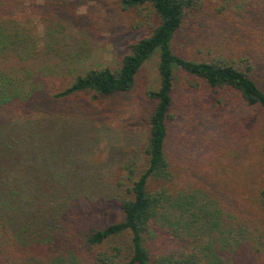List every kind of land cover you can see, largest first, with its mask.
<instances>
[{
    "label": "rangeland",
    "instance_id": "obj_1",
    "mask_svg": "<svg viewBox=\"0 0 264 264\" xmlns=\"http://www.w3.org/2000/svg\"><path fill=\"white\" fill-rule=\"evenodd\" d=\"M262 1L226 0L220 3L222 6L209 2L204 11L186 21L173 40V52L195 62L212 60L217 54L237 63L245 57V52L264 44V10H258V2ZM120 3L121 0H4L2 24L19 32L21 40L34 45L29 58L52 45L50 51L45 49L49 54L43 59L49 62V67L57 64L52 69L61 89L68 73L79 66L115 68L127 44L150 33L156 23L150 10L125 11ZM70 60L74 61L70 63ZM158 63L156 53L141 66L130 91L90 106L76 117L66 118L61 126L54 125L50 128L49 141L37 131L39 126L46 129L45 118L35 114L32 119L37 129L34 128L29 152L34 155L12 154L3 149L0 161L7 165L0 168L2 179L8 180V169L10 174L17 172L24 194L20 204L34 203L36 214H27L20 223V213H16L19 205H15L9 219L11 229H7L0 245V264H55L48 252L37 248L34 243L37 238H32L28 231L21 233V229L29 224L48 235L56 234L63 223L62 217L60 220L57 216L63 211L65 196L60 190L64 185H78L87 195L91 194L88 201L96 203V207L90 204L72 208V211L92 213L87 221L89 226L105 228L121 220L115 204L102 209L98 204L115 191L112 179L124 158H133L138 174L146 166L148 122L154 106L146 94L158 87ZM29 64L31 67L25 65L22 73L21 69L16 70L17 77L32 74L27 90L35 83L36 65ZM6 70L8 75L12 68ZM194 92L176 99L175 118L169 123L167 151L174 174L171 189L176 196L193 198L190 212L196 211L202 222L218 215L220 218L216 229L202 228L200 232L196 226L179 236L192 241L189 248L194 250L219 248L223 255L217 256L231 264L230 258L244 240L243 232L234 224L236 208L251 205L264 180V119L256 110L240 107L233 98L223 99L219 106H214L203 87ZM42 106L44 103L38 110ZM61 109L67 110L66 106ZM58 132H63V137H53ZM68 132L73 135L70 137ZM57 141L60 147L56 150ZM32 164L36 165L34 171L22 170ZM159 186L152 183L150 190ZM3 211L4 207L0 206V214ZM176 212L185 217L181 208ZM174 217L171 215V222L161 219L156 223V233L147 236L152 261L163 251L162 245L156 246V242L162 241L159 234L165 235L171 223L176 228ZM228 221L233 228H225Z\"/></svg>",
    "mask_w": 264,
    "mask_h": 264
},
{
    "label": "trees",
    "instance_id": "obj_2",
    "mask_svg": "<svg viewBox=\"0 0 264 264\" xmlns=\"http://www.w3.org/2000/svg\"><path fill=\"white\" fill-rule=\"evenodd\" d=\"M211 1L222 6L220 3L226 0H121L122 10H150L156 18L150 33L128 43L115 68L81 69L79 66L68 73L65 85L60 89L52 69L57 64L49 67V62L43 59L52 45L45 47L47 52L41 49L38 56L29 58L35 47L30 41L21 40L19 32L2 24L4 0H0V154L5 149L12 154L25 152L26 155H34L29 152L33 146L34 128L37 129L32 119L35 114L45 118L46 129L39 126L37 131L49 141L50 128L54 125L61 126L66 118L76 117L77 113L90 106L130 91L141 66L154 54L159 55V84L157 89L146 94L147 100L154 104L148 122L146 166L138 174L133 158H124L112 179L115 191L98 204L100 209L115 204L121 220L105 228L89 226L87 221L92 213H80L79 209L72 211V208L90 204L96 207V203L88 201L91 194L87 195V191L78 185H64L60 190L65 196L63 211L57 216L60 220L62 217L63 223L56 234L48 235L43 229L35 230L29 224L21 229V233L28 231L32 233V238H37L34 240L37 248L48 252L50 259H55V264H227L224 258L217 256L219 253L223 255L219 248L194 250L189 248L192 241L179 236L182 231H191L196 226L201 229L200 232L202 228L205 231L216 229L220 216L202 222V218L195 215L196 211L190 212L193 198L173 193L174 174L167 151L169 123L175 118L176 99L186 92L195 93L201 87L209 93L214 106H219L223 99L228 101L233 98L240 107L256 110L264 119V44L245 52V57L237 63L217 54L212 60L195 62L172 50L173 40L186 21L199 15ZM263 1L258 2V10H264ZM73 61L70 60V63ZM29 63L36 65L33 68L35 83L27 90L25 87L32 80V74L17 77L16 70L21 69L22 73L25 65L31 67ZM7 68H12L8 75L5 73ZM41 103L44 106L38 110ZM65 106L67 110L62 112L61 107ZM63 132L53 137L59 139L63 137ZM68 135L71 137L73 132H68ZM20 144L23 146L20 147ZM59 147V141L55 142L54 148ZM20 149L23 150L18 151ZM30 158L34 160L32 156ZM6 165V162L0 161V168ZM28 166L30 168L22 167V170L34 171L36 168L35 164ZM16 173L10 174L8 169V180L2 179L0 174V206L4 207L0 214V245L8 233L7 229H11L9 219L15 205H19L16 213H20V223L27 214H36L34 203L20 204L24 194ZM152 183H159L160 186L150 190ZM251 202V205L242 204L236 208L234 224L243 232L244 240L239 251H235L230 258L231 264H264V180ZM180 208L186 213L185 217L176 212ZM171 215L176 218V228L171 223L164 231L165 235L163 232L159 234L162 241L156 242V246L162 245L163 251L152 261L147 249V236L156 233V223L161 219L171 222ZM225 228L233 227L228 221Z\"/></svg>",
    "mask_w": 264,
    "mask_h": 264
}]
</instances>
